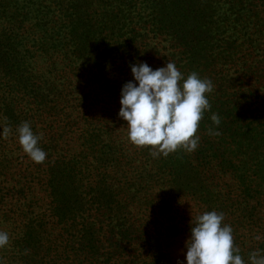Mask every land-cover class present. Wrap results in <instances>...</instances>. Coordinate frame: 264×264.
<instances>
[{"label": "trees", "instance_id": "1", "mask_svg": "<svg viewBox=\"0 0 264 264\" xmlns=\"http://www.w3.org/2000/svg\"><path fill=\"white\" fill-rule=\"evenodd\" d=\"M0 13L5 18L0 21V103L8 129L16 132L27 121L38 134L36 123L46 116L61 124L54 136L40 141L47 153L43 163L32 161L18 140L0 147V231L10 236V252L0 259L6 264H15L14 259L23 261L17 264H168L173 259L169 243L161 239L160 215L169 219L178 203L160 189L164 199L133 217L145 180L123 177L143 162L152 167L149 179L162 183L182 180L179 169L196 168L208 179L216 169L229 174L236 186L230 185L223 198L198 199L214 207L204 212L224 214L234 247L253 241L260 244L255 251H264V234L255 239L259 218L249 213L255 210L250 200L264 194V0H0ZM24 22L45 35L38 51L56 56L54 72H27L14 63L15 54L26 56L9 45L14 32L6 33ZM169 60L185 79L195 72L214 86L206 94L211 110L199 122L198 148L166 157L154 156L149 147L129 154L106 126L121 89L110 96L107 91L118 78L122 86L133 80L130 65L146 62L155 70ZM98 106L107 107L105 113L93 108ZM213 114L221 120L218 128ZM210 129L220 135H210ZM18 169L23 172L14 178ZM174 171L172 179L166 177ZM220 184L231 183L212 185ZM38 191L43 195L35 198ZM179 224L174 236L187 240L191 223ZM242 248L238 254L247 264L251 252Z\"/></svg>", "mask_w": 264, "mask_h": 264}, {"label": "clouds", "instance_id": "2", "mask_svg": "<svg viewBox=\"0 0 264 264\" xmlns=\"http://www.w3.org/2000/svg\"><path fill=\"white\" fill-rule=\"evenodd\" d=\"M133 80L121 88L119 116L127 122L128 139L137 147H149L154 156H168L184 149L198 148L196 135L199 122L211 104L206 94L213 91L211 80L193 72L185 79L171 60L166 66L153 69L146 62L130 65ZM182 82V83H181ZM219 127L217 114L211 117ZM10 129L0 127V136L7 138ZM18 142L23 152L35 163H43L47 153L40 147L43 134L32 130L29 122L17 129ZM210 135H220L209 130ZM224 214L204 212L191 221V234L186 240V264H246L234 247L233 229L224 224ZM256 240L262 239L260 235ZM10 242L6 231H0V249ZM0 264L4 261L0 259ZM183 264V262H179ZM247 264H264V251L249 254Z\"/></svg>", "mask_w": 264, "mask_h": 264}, {"label": "rangeland", "instance_id": "3", "mask_svg": "<svg viewBox=\"0 0 264 264\" xmlns=\"http://www.w3.org/2000/svg\"><path fill=\"white\" fill-rule=\"evenodd\" d=\"M32 1L37 3V0H32ZM137 13H139V11ZM4 19L5 18L0 13L1 23L4 22ZM36 27L37 26L33 25V23L24 22L21 24V26L20 24H18L14 28L10 26L9 27L10 29L7 30L6 34L14 32V36L9 38L11 39L9 40V45L12 48H14L15 51H19L21 52V54H24L26 56V57H21L20 54L19 55L18 53L15 54L14 63H16L18 66H21V68L24 66L25 71L27 72L36 73L39 71V72L47 73L48 70L51 72H54L53 71L54 68L52 69V62H56V56L51 58L50 56L48 55L45 56L43 53L38 51L39 49L38 47L41 44L40 43L41 39L45 37V35L42 34V32L38 30ZM5 28L7 29V27ZM36 29L38 31H36ZM0 32H1V36L3 37V34H4L3 26H0ZM57 65H59V63H57ZM56 74L66 75L74 79L71 75L63 74L60 71L56 72ZM75 78L76 80H82L84 77L81 78V76H77V77L75 76ZM121 82L122 80L118 78L117 83L114 84L110 88L109 91H107L108 96L114 94L115 91H118L121 89V86H122ZM118 96L121 97V95H118ZM13 105H15V103H13ZM15 108H18V107H15ZM93 108H95V110L98 109L99 111L103 109V113H105L107 109V107H99V106L93 107ZM120 108H121L120 99L117 100L116 103L110 106L111 117H109V119L107 120L108 122L106 125L107 128L109 129V132H111L109 137H111L112 140L115 141L116 145L120 144V146L126 149V151L128 150L129 154H134L136 153L135 151H137L141 147H137L136 145H134L133 143L129 141L127 122L119 116ZM100 115H102V113H100ZM5 118H7V115L5 114V106L0 103V127L8 129L9 121ZM102 118L104 119V117ZM60 123H63V121H60ZM59 125H57L56 122L50 116H46L40 119L36 123L35 130L38 131V134L42 133L44 135V141H47V139L50 136L55 135V133L58 130L57 128ZM80 126L82 125L80 124ZM12 129L13 128L11 127L10 129L11 131L7 133V138L0 136V147L4 148L6 146H12V143L18 140L17 131L13 132ZM68 129L69 127H67V131H69ZM104 138H107V137H104ZM14 152L15 151H13L12 153ZM4 164L5 163H3V165ZM134 167H135V164L132 167H130V169L126 170L127 176L123 178H130L131 180H136V179L145 180V183H144L145 188L143 190L144 196L142 198H136V199L134 198L135 200H137V202L139 201V203L141 204V207L137 206V208H133V211H132L133 217L140 218L142 216L141 213L145 212L144 210L148 204H154V203L156 204L158 201H161L162 199H164V198H160L158 195V193H160L159 192L160 189H163L167 193L166 199H168L169 201H171L170 199L176 198L173 200H176L175 202H177L178 204H176L177 206L176 209H172V216L169 219H166L163 214L160 215V218L162 216V219H161L162 224L160 226H161V229L165 232V237L161 236V239L164 238V241L166 242V244L169 243L168 246H166V248H169L170 256H172L173 260L171 261L168 260V264H179V262H183V264H186V252H187V248L185 247L186 240L184 238H179V236L177 235L174 236L176 227L180 226L179 222H182L185 227L187 224L191 223L192 218L193 219L196 218L197 216L200 215V213L207 210V208H214L211 204H203L201 202V199H198V198H215L216 196L218 198L220 197L223 198L224 193L227 194L232 189L230 185L236 186L234 185V180L231 179V176L229 174L220 175L219 169H216L215 170L216 172H212V171L208 173L206 172L209 179L202 178L198 174V172H196V168H195L192 170L191 169L188 170V172L186 169H179V172H184L183 174H180V176H182L181 177L182 180H179L178 182H171V183L163 182L164 183L163 184L161 181L155 182V180L151 181L149 179L148 175L152 171V167L150 165H145V162L139 164L138 168L133 169ZM11 172H13V170H11ZM22 172L23 171L18 169V171L15 174H13L14 178H19ZM193 172H196L199 175V177L203 180H201L200 182L192 181V180H196L199 178L197 175H194ZM175 174H178L177 171H174L171 176H166V177L172 179V176H174ZM23 176H24V173H23ZM218 176H221V179H219ZM149 180H150L149 182L150 184L147 185V181ZM156 180L158 179L156 178ZM220 181L230 182L231 184H225V185L220 184L216 187L212 185ZM187 182L191 183L189 184L190 187H186ZM8 184H12V181H10ZM172 185L177 186L176 191L170 189L169 186H172ZM183 188L184 190L185 188H187L188 191H183V192L177 191V190H182ZM189 189L192 190L194 196L189 195V193L187 194V192H189ZM130 191L133 193L135 192L133 188H131ZM42 195H43L42 192L38 191L35 193V198H40ZM175 195L176 197H173ZM238 195L241 197L242 192L241 194L239 193ZM169 196L170 198H168ZM240 199H243V198H240ZM250 203H252L251 205H255V210L253 211V209H251L249 213H254L257 216V218H259V222H258L259 224H258L257 231L259 232V235L262 237V235L264 234V194L256 195L254 199L250 200ZM243 206H244L243 210H245L246 205H243ZM238 210L240 211L241 215H244L245 213L244 211H241V209H238ZM157 220L159 223L160 219H157ZM172 229H175V230H172ZM239 233L240 232L237 230L236 234H239ZM256 245H260V244L258 242L248 241L245 244V247H246L245 250L248 249V251L252 253L253 251H255L256 248L254 246ZM240 248H242V246L239 247V249ZM244 248L242 249L244 250ZM9 252H10V249L6 247L0 249V257L7 255ZM3 261H4V264H6L5 259H3ZM12 261L15 264L23 262L22 260L18 261L16 259Z\"/></svg>", "mask_w": 264, "mask_h": 264}]
</instances>
